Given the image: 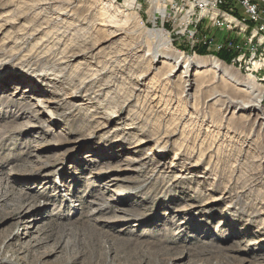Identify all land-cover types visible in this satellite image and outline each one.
I'll return each mask as SVG.
<instances>
[{
	"label": "rangeland",
	"instance_id": "1",
	"mask_svg": "<svg viewBox=\"0 0 264 264\" xmlns=\"http://www.w3.org/2000/svg\"><path fill=\"white\" fill-rule=\"evenodd\" d=\"M130 2L0 0V264H264V69L186 97Z\"/></svg>",
	"mask_w": 264,
	"mask_h": 264
},
{
	"label": "built area",
	"instance_id": "2",
	"mask_svg": "<svg viewBox=\"0 0 264 264\" xmlns=\"http://www.w3.org/2000/svg\"><path fill=\"white\" fill-rule=\"evenodd\" d=\"M141 1H135L139 15L141 12L146 13L153 27L167 32L172 43L178 47H184L192 54L197 53L200 48H213L217 50V54L226 50L233 63L244 65L245 70L255 77L263 72L260 49L253 48V44H248L247 40L235 34L228 26L208 20L198 12H193L191 24H182V17L186 12H191L189 0H144L146 8ZM201 3L232 8L252 23L264 27V0H201ZM255 63L259 64L257 69Z\"/></svg>",
	"mask_w": 264,
	"mask_h": 264
},
{
	"label": "bare ground",
	"instance_id": "3",
	"mask_svg": "<svg viewBox=\"0 0 264 264\" xmlns=\"http://www.w3.org/2000/svg\"><path fill=\"white\" fill-rule=\"evenodd\" d=\"M130 1L126 0V2L128 3ZM132 1V3L130 2L131 6L134 5L136 0ZM189 3L191 5V12H186V15L182 17V24H191L193 22V12H198L201 16H206L208 20H214L215 22L224 24L231 28V30H233L235 34L247 40L248 44H253V48L260 49V63H264V27H262L261 24L252 23V21H249L246 16L239 15V12H235L234 10H232V8L222 7L218 4L201 3V0H189ZM135 9L137 10V13H139L137 5H135ZM137 13L131 12L130 15H128L134 22L138 23L142 29H147L150 38L157 43V47H154L155 49H153L151 53L152 61L155 63L159 60V62H162L163 65L171 67V70L167 74V76H169V80L175 72L181 71V75L183 77L182 83L184 84V89L186 90V97L190 96L191 94L189 90L196 86V78L199 75L209 71H213L214 69L217 72L219 71L223 77L230 78L234 80L237 84L243 85L246 88L250 89V91L253 92L252 94L257 97L256 104L255 102L252 103V100H231V104L229 106H233L236 109H252L254 106H258L260 104V102L262 101V95L261 93L256 92L257 83L255 84L256 77L254 75L250 73L245 77V79H242V77H240V75L236 71H234L231 66L226 65L221 61V59L216 55L217 50L213 48H207V51L210 56H200L198 55L199 51L193 54V56L185 55L173 46L171 38L167 32H165L161 28H146L140 22L139 15ZM77 55L78 54L73 56ZM239 65L240 67H242V64ZM258 67L259 64L255 63V69H257ZM193 69L196 70L195 73L192 74ZM194 75L195 80H192V76ZM43 85L45 87L47 86L45 84ZM188 86H190L189 89ZM101 89L102 88H100L99 91ZM50 101L51 100L49 99L39 98V102H41L42 104L43 102L48 103ZM260 118L262 119V121H264V116L262 114L260 115Z\"/></svg>",
	"mask_w": 264,
	"mask_h": 264
},
{
	"label": "trees",
	"instance_id": "4",
	"mask_svg": "<svg viewBox=\"0 0 264 264\" xmlns=\"http://www.w3.org/2000/svg\"><path fill=\"white\" fill-rule=\"evenodd\" d=\"M198 53L201 54V55L208 54L207 48H200ZM217 56H219L225 62L230 63V54L226 50L220 51L219 54H217Z\"/></svg>",
	"mask_w": 264,
	"mask_h": 264
}]
</instances>
